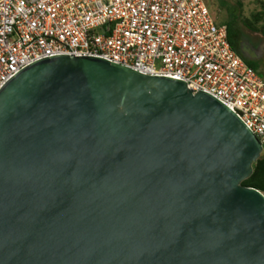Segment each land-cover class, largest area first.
<instances>
[{"label":"water","instance_id":"95a60500","mask_svg":"<svg viewBox=\"0 0 264 264\" xmlns=\"http://www.w3.org/2000/svg\"><path fill=\"white\" fill-rule=\"evenodd\" d=\"M262 152L182 81L36 61L0 88V264H264Z\"/></svg>","mask_w":264,"mask_h":264},{"label":"built area","instance_id":"2783aa9c","mask_svg":"<svg viewBox=\"0 0 264 264\" xmlns=\"http://www.w3.org/2000/svg\"><path fill=\"white\" fill-rule=\"evenodd\" d=\"M58 55L182 81L235 113L264 145V79L232 50L204 0H0V88Z\"/></svg>","mask_w":264,"mask_h":264},{"label":"trees","instance_id":"16d2710c","mask_svg":"<svg viewBox=\"0 0 264 264\" xmlns=\"http://www.w3.org/2000/svg\"><path fill=\"white\" fill-rule=\"evenodd\" d=\"M219 5L224 4V0H216ZM260 9L257 12L251 13L248 18H239L233 14L228 8L229 18L225 23L227 28V38L232 50L255 72H257L261 78L264 79V75L260 73V63L258 60H251L247 58L242 52L240 43L244 41V35L239 29V25L252 32H257L262 37V43L264 45V3L258 2ZM252 175L242 182V185L246 187H252L264 194V145L263 152L260 158L252 166Z\"/></svg>","mask_w":264,"mask_h":264},{"label":"rangeland","instance_id":"374dc122","mask_svg":"<svg viewBox=\"0 0 264 264\" xmlns=\"http://www.w3.org/2000/svg\"><path fill=\"white\" fill-rule=\"evenodd\" d=\"M264 3V0H224L223 5H219L216 0H204L209 13L212 15L215 23H225L229 18V10L239 18H248L251 13L260 9L258 2ZM244 35L245 46L249 50H254L260 63V73L264 75V45L262 37L257 32H252L238 26Z\"/></svg>","mask_w":264,"mask_h":264},{"label":"flooded vegetation","instance_id":"af4514ba","mask_svg":"<svg viewBox=\"0 0 264 264\" xmlns=\"http://www.w3.org/2000/svg\"><path fill=\"white\" fill-rule=\"evenodd\" d=\"M240 47H241V52L249 59L251 60H256V53L254 50H249L246 46H245V41H242L240 43Z\"/></svg>","mask_w":264,"mask_h":264},{"label":"crops","instance_id":"0c3cea01","mask_svg":"<svg viewBox=\"0 0 264 264\" xmlns=\"http://www.w3.org/2000/svg\"><path fill=\"white\" fill-rule=\"evenodd\" d=\"M259 58H258V56L256 57V60H258ZM259 61V60H258Z\"/></svg>","mask_w":264,"mask_h":264}]
</instances>
